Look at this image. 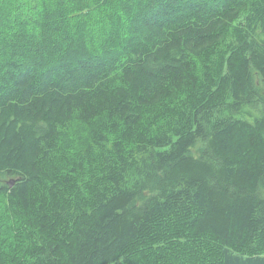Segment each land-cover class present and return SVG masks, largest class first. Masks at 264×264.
Instances as JSON below:
<instances>
[{"label":"trees","instance_id":"1","mask_svg":"<svg viewBox=\"0 0 264 264\" xmlns=\"http://www.w3.org/2000/svg\"><path fill=\"white\" fill-rule=\"evenodd\" d=\"M3 1L0 264H264V0Z\"/></svg>","mask_w":264,"mask_h":264},{"label":"rangeland","instance_id":"2","mask_svg":"<svg viewBox=\"0 0 264 264\" xmlns=\"http://www.w3.org/2000/svg\"><path fill=\"white\" fill-rule=\"evenodd\" d=\"M0 3L2 6L0 7V34L8 33L10 38V47L6 50H1L0 52V62L3 60H6L7 53L14 54V58L20 63H24L25 59L36 61L42 60V57L38 56H28L27 54H23L24 45H22V40L18 39V35H22L23 33L28 35V39L36 45H39L40 37L43 33L46 32L48 36H52L57 42L64 43L67 42L69 39V33L71 32V29L69 26L65 25L61 21V17H52L56 15L57 13L61 16L66 15H77L78 10L72 4L69 2L63 1L62 5L57 8L52 14L51 17H42L40 14V10L35 11V15L33 14V9L30 10V15L33 17L28 20H21L20 18L17 19V28L14 27V24L9 22L11 18V13L8 11L9 6L8 4L0 0ZM0 4V5H1ZM50 1L46 3L47 7L49 6ZM45 5V4H44ZM43 5V6H44ZM72 6V7H71ZM8 7V9H7ZM10 10V9H9ZM11 11V10H10ZM13 15V13H12ZM92 27L95 30H98L101 25L95 20L92 22ZM74 30H77L76 33L78 34L80 31H78L79 27H73ZM113 34H119L120 29L114 28ZM112 35V34H111ZM98 38L92 39L93 44L98 46L99 39ZM6 46V45H5ZM4 46V49H5ZM6 52V53H5ZM215 55V52L209 53L205 57V62L207 63L211 57ZM29 65V64H25ZM3 68L0 67V72ZM1 76V73H0ZM92 133V129L90 127L78 124L77 122H72L68 126V132L64 133L62 135V151L63 152H80L82 149L85 148L87 145L86 142L90 139V135ZM0 230H4L3 224L0 223Z\"/></svg>","mask_w":264,"mask_h":264},{"label":"water","instance_id":"3","mask_svg":"<svg viewBox=\"0 0 264 264\" xmlns=\"http://www.w3.org/2000/svg\"><path fill=\"white\" fill-rule=\"evenodd\" d=\"M9 183H10V185H12L13 182L11 181V182H9Z\"/></svg>","mask_w":264,"mask_h":264}]
</instances>
